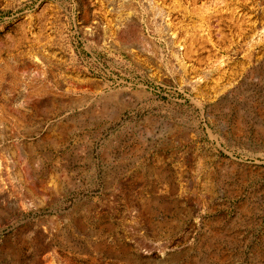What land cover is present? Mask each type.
<instances>
[{
    "label": "rangeland",
    "instance_id": "1",
    "mask_svg": "<svg viewBox=\"0 0 264 264\" xmlns=\"http://www.w3.org/2000/svg\"><path fill=\"white\" fill-rule=\"evenodd\" d=\"M0 264H264V0H0Z\"/></svg>",
    "mask_w": 264,
    "mask_h": 264
}]
</instances>
